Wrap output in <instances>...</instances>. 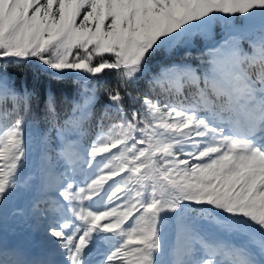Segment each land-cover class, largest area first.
I'll use <instances>...</instances> for the list:
<instances>
[{
  "label": "snow or ice",
  "instance_id": "1",
  "mask_svg": "<svg viewBox=\"0 0 264 264\" xmlns=\"http://www.w3.org/2000/svg\"><path fill=\"white\" fill-rule=\"evenodd\" d=\"M0 264H264V0H0Z\"/></svg>",
  "mask_w": 264,
  "mask_h": 264
},
{
  "label": "rangeland",
  "instance_id": "2",
  "mask_svg": "<svg viewBox=\"0 0 264 264\" xmlns=\"http://www.w3.org/2000/svg\"><path fill=\"white\" fill-rule=\"evenodd\" d=\"M30 207V197L28 195H21L19 196L14 204L9 206V216L6 221V226L10 227V236L14 237L15 232H21V231H26L27 230V220L25 218V215L23 216H12L11 212L13 208H20L23 209L25 212L26 208ZM40 228L43 229L42 224L40 223Z\"/></svg>",
  "mask_w": 264,
  "mask_h": 264
},
{
  "label": "trees",
  "instance_id": "3",
  "mask_svg": "<svg viewBox=\"0 0 264 264\" xmlns=\"http://www.w3.org/2000/svg\"><path fill=\"white\" fill-rule=\"evenodd\" d=\"M177 59H179V56H177ZM34 63H35V62H34ZM17 79L22 81V80L25 79V77H24V76H17ZM27 80H28L29 85H31L32 83H34L33 78H32V75H31V70H29V75H28V77H27ZM115 82H116V81H115L114 76H109V77L107 78V80H105V81L102 82V86H103V87L112 86V85L115 84ZM40 86H41L42 88H43V87H47V86H48V81H47L46 79H42V80L40 81ZM53 87L57 88V90H68V91H70V86H65V85H53ZM142 90H143L142 87L136 89V91H142ZM104 102H105V100L103 99V96H102V98H101V103L103 104Z\"/></svg>",
  "mask_w": 264,
  "mask_h": 264
},
{
  "label": "bare ground",
  "instance_id": "4",
  "mask_svg": "<svg viewBox=\"0 0 264 264\" xmlns=\"http://www.w3.org/2000/svg\"><path fill=\"white\" fill-rule=\"evenodd\" d=\"M9 231H10V228L9 227H6L5 228V239H6V242H12V241H15V240H13V239H11V238H7V234L9 233Z\"/></svg>",
  "mask_w": 264,
  "mask_h": 264
}]
</instances>
